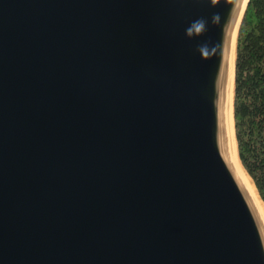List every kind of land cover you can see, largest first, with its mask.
<instances>
[{
    "label": "water",
    "instance_id": "1",
    "mask_svg": "<svg viewBox=\"0 0 264 264\" xmlns=\"http://www.w3.org/2000/svg\"><path fill=\"white\" fill-rule=\"evenodd\" d=\"M250 1L0 0V264H264L235 123Z\"/></svg>",
    "mask_w": 264,
    "mask_h": 264
},
{
    "label": "trees",
    "instance_id": "2",
    "mask_svg": "<svg viewBox=\"0 0 264 264\" xmlns=\"http://www.w3.org/2000/svg\"><path fill=\"white\" fill-rule=\"evenodd\" d=\"M235 123L239 156L264 203V0H251L237 46Z\"/></svg>",
    "mask_w": 264,
    "mask_h": 264
},
{
    "label": "clouds",
    "instance_id": "3",
    "mask_svg": "<svg viewBox=\"0 0 264 264\" xmlns=\"http://www.w3.org/2000/svg\"><path fill=\"white\" fill-rule=\"evenodd\" d=\"M211 5L215 4V0H210ZM219 20L218 15H213L212 23L216 24ZM208 31V21L205 18H198L191 22L186 28V36L188 38L201 37ZM197 51L201 54L204 60L211 58V55L215 53V46L210 45V42L202 43L198 46ZM264 245V244H262Z\"/></svg>",
    "mask_w": 264,
    "mask_h": 264
},
{
    "label": "bare ground",
    "instance_id": "4",
    "mask_svg": "<svg viewBox=\"0 0 264 264\" xmlns=\"http://www.w3.org/2000/svg\"><path fill=\"white\" fill-rule=\"evenodd\" d=\"M239 167H240V170L245 178V181L247 182L248 186H249V189L251 190L252 194L254 195V197L256 198L258 204H259V207L261 209V212L264 216V203L263 201L261 200V197L257 191V188L253 182V180L251 179V177L249 176V174L244 170V168L241 166V164L239 163Z\"/></svg>",
    "mask_w": 264,
    "mask_h": 264
}]
</instances>
